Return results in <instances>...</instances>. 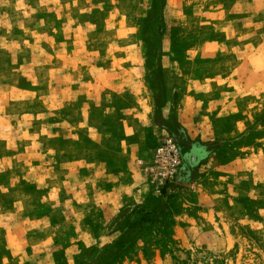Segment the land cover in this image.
I'll return each instance as SVG.
<instances>
[{
	"label": "rangeland",
	"instance_id": "rangeland-1",
	"mask_svg": "<svg viewBox=\"0 0 264 264\" xmlns=\"http://www.w3.org/2000/svg\"><path fill=\"white\" fill-rule=\"evenodd\" d=\"M112 1L92 0L94 10L88 16L91 28L104 30L106 25L108 28L116 26L112 18H118L120 11H112ZM155 1L157 10L154 12ZM198 1L123 0V12L131 20L124 25L121 61L131 67L116 72H98L90 68L83 73L91 81L99 76L101 79H123L121 87L132 91L141 90L140 86L130 84L134 83V78H142L149 95L148 102L144 99L141 103H133L128 93L123 97L114 94L112 82L111 85L98 87V90L101 88L111 96H99L94 91L90 116L92 131L86 143L98 148L99 145L110 144L108 134L121 135L128 140L126 145L135 146L140 160H148L151 149L165 133L162 128L165 124L180 141L185 157L186 183L157 194V189L139 166L138 200L129 201L119 208L110 207L101 231L91 243L78 244L74 238L78 234L80 215H75L74 206L71 205L81 200V188L92 191L91 195L94 192L102 193L106 202L114 197L112 183L104 179L102 168L98 167L97 154V162H93L91 171L84 170L82 174L66 180L63 192L69 202L66 201L56 210L46 205L42 207L47 219L53 216V222L59 224L56 237L49 244L27 248L24 262L19 264H106V260L102 259L106 255L103 251L122 240L119 233H113L118 221L138 209L148 213L150 221L144 223L139 234L131 239L127 245L130 248L123 258L113 264H264V150L257 149L258 146L264 149V139L258 142L260 136L264 138L258 130V124L264 121V113L254 120L246 133L231 138L212 135L208 136L209 139L212 137L211 140L205 137L192 140L180 126V71L170 70V67L180 63L187 72L193 62H209L212 57L216 7L202 4L203 0ZM3 3L4 0H0V16ZM148 16V30L144 31V21ZM108 17L110 20L106 22ZM83 41L91 48L90 53L84 56L88 65L114 61V54L111 57L108 54L105 60L96 52L98 47L114 46L115 43L108 37L89 36ZM7 56L1 57L5 64L9 59ZM48 58H39L38 61H49ZM10 60L11 68L7 74L11 78L8 93L12 101L20 95L15 86L35 89V83L50 78L45 67L34 71L29 66L19 72L17 67L22 57L16 53L10 55ZM117 93H120L118 89ZM112 100L116 102L114 106L119 107L117 111ZM132 104L134 109L128 110ZM13 126L8 118L0 119V129L2 127L4 130L0 137L17 145L35 142L37 146L32 145L33 148L26 151L29 162L39 163L44 159L50 162L51 158L38 149L35 134L20 138L13 132ZM32 126L34 132L37 125ZM13 151L0 150L5 154ZM258 153L261 159L256 155ZM248 154L252 155L251 159ZM25 171L21 173L26 175L20 177L21 183L41 193L43 184L34 173ZM104 183H107V187H104ZM93 248H96V254L92 253Z\"/></svg>",
	"mask_w": 264,
	"mask_h": 264
},
{
	"label": "crops",
	"instance_id": "crops-1",
	"mask_svg": "<svg viewBox=\"0 0 264 264\" xmlns=\"http://www.w3.org/2000/svg\"><path fill=\"white\" fill-rule=\"evenodd\" d=\"M122 1H112V11H120V15L112 18L116 26L108 28L106 25L104 30H95L88 24V16L94 10L92 0H4L1 5L0 119L8 118L14 124L13 132L20 138L35 134L38 149L51 160L29 162L26 151L32 149V145L37 146L35 142L17 145L0 137V150H14L8 154L0 152V264L24 262L27 248L49 244L56 237L59 224L53 222V216L47 219L42 207L46 205L56 210L69 202L63 192L66 180L84 170L91 171L97 154L98 167L102 168L104 179L112 183L114 197L106 202L102 193L91 195L92 191L81 188V200L71 205L75 215H80L75 243H91L101 231L110 207L119 208L139 198L140 158L135 146L126 145L127 139L113 133L107 135L109 145L92 148L86 143L92 131L93 93L105 94L98 87L112 82L114 94L123 97L128 93L133 103L149 101L142 78L133 79L130 85L140 86L141 90L133 88L135 91H132L121 87L123 79L99 76L91 81L83 74L90 68L116 72L131 67L121 61L124 25L131 20L123 12ZM201 3L216 7L212 57L209 62H193L187 72L180 63L170 67V70L180 71V126L192 140L197 137L211 140L208 136L212 135L223 139L237 137L246 133L264 113V0H203ZM89 36L108 37L114 42V46L96 48L105 60L114 54V61L88 65L84 56L91 48L83 40ZM13 53L22 57L17 67L19 72L29 66L34 71L45 67L50 78L35 83V89L15 86L20 95L12 101L8 93L11 78L7 71L11 68ZM3 55L9 57L6 64L1 61ZM47 57L49 61H38ZM105 95L110 97L111 93ZM117 108L114 106L115 111ZM144 123L142 125L146 126ZM34 124L37 126L32 132ZM258 125L264 135V121ZM3 131L1 127L0 134H4ZM263 139L260 136L258 142ZM257 149L264 150L261 146ZM256 155L261 159L259 153ZM251 156L248 154L249 159ZM24 169L34 173L43 184L41 193L21 183L20 177L26 176L21 174Z\"/></svg>",
	"mask_w": 264,
	"mask_h": 264
},
{
	"label": "built area",
	"instance_id": "built-area-1",
	"mask_svg": "<svg viewBox=\"0 0 264 264\" xmlns=\"http://www.w3.org/2000/svg\"><path fill=\"white\" fill-rule=\"evenodd\" d=\"M162 128L165 133L151 149L150 158L138 161L151 184L157 189V194H161L165 189L184 185L187 178L185 157L180 141L167 125L163 124Z\"/></svg>",
	"mask_w": 264,
	"mask_h": 264
},
{
	"label": "trees",
	"instance_id": "trees-1",
	"mask_svg": "<svg viewBox=\"0 0 264 264\" xmlns=\"http://www.w3.org/2000/svg\"><path fill=\"white\" fill-rule=\"evenodd\" d=\"M157 2H154V12L157 10L156 5ZM149 21L148 18L144 21V27L143 30L147 31V22ZM148 56H149V50H148ZM149 62V59H148ZM149 214L145 213L144 210L138 209L137 211L134 210L133 212L129 213L128 215H125L122 217L120 221H118L115 230H113V233H119L120 238L122 240H119L115 242L110 247L106 248L103 252L106 254L102 259L106 260V264H113L119 259L123 258V256L127 253L130 247H127V245L132 241L131 239H134L139 234V231L143 228V224L146 222H149L148 219ZM140 229V230H139ZM127 237V241H124L123 239ZM92 253L96 254L97 250L96 248L92 249Z\"/></svg>",
	"mask_w": 264,
	"mask_h": 264
}]
</instances>
